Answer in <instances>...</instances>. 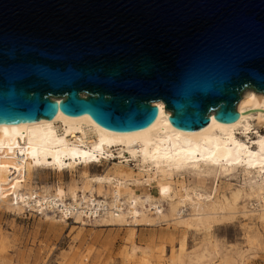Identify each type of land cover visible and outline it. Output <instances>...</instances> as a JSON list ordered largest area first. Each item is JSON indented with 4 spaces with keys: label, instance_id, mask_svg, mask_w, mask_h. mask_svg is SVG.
I'll return each instance as SVG.
<instances>
[{
    "label": "water",
    "instance_id": "water-1",
    "mask_svg": "<svg viewBox=\"0 0 264 264\" xmlns=\"http://www.w3.org/2000/svg\"><path fill=\"white\" fill-rule=\"evenodd\" d=\"M248 88L264 94V0H0V125L135 132L160 101L193 132L235 122Z\"/></svg>",
    "mask_w": 264,
    "mask_h": 264
},
{
    "label": "bare ground",
    "instance_id": "bare-ground-1",
    "mask_svg": "<svg viewBox=\"0 0 264 264\" xmlns=\"http://www.w3.org/2000/svg\"><path fill=\"white\" fill-rule=\"evenodd\" d=\"M155 105V120L135 132L106 130L87 114L69 118L57 113L52 120L0 125V212L20 214L28 209L50 227L73 217L81 226L162 221L208 231L216 219L234 214L238 200L246 198L256 207L241 206L242 215L254 217L264 230V136L256 135L250 142L242 139L250 128V115H255L257 126L264 125V94L243 90L235 122L219 123L211 113L208 125L193 132L174 128L164 104ZM114 154L118 162L108 172L89 174L90 166ZM64 170L70 175L79 172L81 186L64 187L60 183ZM235 170L242 174L246 188L228 189V195L218 197V179ZM49 173L57 178L52 186L42 184ZM185 173L197 178L194 188L179 180ZM205 177L216 182L208 193L203 187ZM145 185H154L157 197L138 193L137 187ZM244 238L247 248L230 249L229 255L208 243L187 252L184 241L177 249L171 246L167 255L163 246L155 251L141 249L131 240L121 258L123 264H246L249 251L259 245L257 230L248 228ZM5 239L0 233V264H12ZM86 261V255L71 252L57 264H95Z\"/></svg>",
    "mask_w": 264,
    "mask_h": 264
},
{
    "label": "rangeland",
    "instance_id": "rangeland-1",
    "mask_svg": "<svg viewBox=\"0 0 264 264\" xmlns=\"http://www.w3.org/2000/svg\"><path fill=\"white\" fill-rule=\"evenodd\" d=\"M83 96V94H82ZM250 128L242 135L245 142H250L256 135L264 136V125L257 126L255 115L248 118ZM239 135V132H236ZM115 153V152H114ZM114 158L90 166V175H100L108 172L114 163L118 162ZM130 167L136 171L133 163ZM80 166H78V169ZM264 176V173H262ZM243 176L235 170L227 176H220L217 182L218 191L216 195H228V189L241 188ZM176 180V179H175ZM179 180L187 188H194L197 178L191 173H185ZM57 183L55 175H46L42 184L52 186ZM60 183L66 187L72 183L81 186L79 172L70 175L64 170L60 178ZM42 184H39L40 186ZM216 182L211 177H205L203 187L207 191L214 188ZM138 193H148L157 197L156 187L138 186ZM213 194L211 193V198ZM237 211L227 218H218L211 225L208 231L186 229L182 226H175L162 221L139 222L137 225H116L109 223H87L84 226L74 223L70 217L65 223L54 224L50 227L46 224L38 213L25 210L20 214L0 212V233L7 236L4 246L7 248V256L12 264H57L62 255L70 256L71 252H78L88 257L87 263L95 264H123L121 251L133 240L141 249L155 251L163 246L169 255L170 248L177 249L184 241L187 252L197 251L204 243L216 245L223 254H230V249L247 248L244 236L246 230L251 228L257 230L258 246L249 251V258L246 264H264V230L259 221L254 217H246L241 213V206L247 209L256 207L252 199H240L237 202ZM166 206V204H164ZM188 208L184 209V215H188Z\"/></svg>",
    "mask_w": 264,
    "mask_h": 264
}]
</instances>
